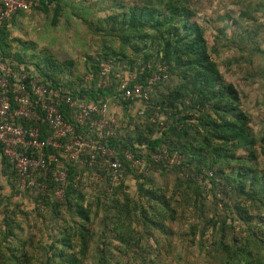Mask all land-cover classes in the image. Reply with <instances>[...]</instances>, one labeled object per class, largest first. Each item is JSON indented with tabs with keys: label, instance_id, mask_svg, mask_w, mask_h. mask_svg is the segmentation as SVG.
<instances>
[{
	"label": "trees",
	"instance_id": "obj_1",
	"mask_svg": "<svg viewBox=\"0 0 264 264\" xmlns=\"http://www.w3.org/2000/svg\"><path fill=\"white\" fill-rule=\"evenodd\" d=\"M33 1L36 13L52 15V27L68 6L63 0ZM108 3L107 14L82 20L93 37H102L100 54L87 58L88 84L57 78L65 67L72 75L71 62L11 55L10 23L23 12L10 23H0V61L14 73L62 87L75 100L109 101L119 108L121 117L108 145L124 167L114 183L101 159L92 167L64 163L68 186L58 201L49 178L38 179L43 187L20 188L0 146L1 174L11 194L30 198L36 209L24 213L20 203H5L7 195L0 188V264H158L160 253L151 251L152 244L176 238L204 252L214 264H264V129L259 137L254 135L239 91L213 59L219 56L221 39L208 45L196 20V0ZM75 17L65 18L68 27ZM236 33L231 43H243L245 36ZM253 43L252 52L264 56ZM103 63L110 65L106 86L99 75ZM234 63L236 59L222 66L229 72ZM130 73L135 74L131 86H147L159 77L140 108L120 89L121 79ZM60 111L72 122L73 111L64 106ZM120 151L132 152L142 165L132 167ZM154 154L161 158L154 159ZM54 167L48 166L49 173ZM19 215L28 226L15 220ZM44 229L49 235L42 244L35 238Z\"/></svg>",
	"mask_w": 264,
	"mask_h": 264
},
{
	"label": "rangeland",
	"instance_id": "obj_2",
	"mask_svg": "<svg viewBox=\"0 0 264 264\" xmlns=\"http://www.w3.org/2000/svg\"><path fill=\"white\" fill-rule=\"evenodd\" d=\"M63 1L70 7H66L65 13L56 27L51 25V14L45 17L35 14L33 9L15 17L14 23H11L9 27L11 55L19 54L23 55L24 58L36 55L41 59L48 56L50 57L49 60L57 59L58 61L71 62L72 75L67 73L65 67L64 72L57 78H61L64 82L70 80L78 82L80 80L83 84H88L91 75L88 71L90 63L87 58H96V55L100 54L99 45L102 37H93L82 20L83 18L91 19V14H94V18L107 14L106 11L111 5L108 3L109 0H105L104 4L103 0ZM194 5L197 13L196 20L204 29L208 45L212 46L216 38L221 39L218 46L219 56L213 55V59L220 67V72L226 81L232 83L239 91L242 109L251 118L250 128L254 135L259 137L264 129V56H260L256 51L252 52L249 43L254 42L253 45L264 52V0H196ZM242 13H246L247 17L241 18ZM71 15L77 17L68 27L64 20ZM243 32H248L250 37ZM222 33L225 34L226 38L221 36ZM235 33L236 35L241 33L245 36L243 43L238 40L234 44L231 43V38L235 36ZM251 37L255 38L254 41H251ZM30 44H34L35 48L32 49ZM114 45L117 47L119 41L116 40ZM234 59L237 63H234L231 70L227 72L222 65ZM246 60H251V63H247ZM110 107L119 123L121 117L119 108L111 105ZM138 112L139 109L136 110L137 114ZM261 166L264 167V164L262 163ZM94 178L97 180L96 176ZM7 183L8 180L0 174V188H4L2 193L8 196L3 201L5 203L9 201L8 204L12 206L15 203H20V209L24 213L33 212L34 214L36 209L30 198L25 199L18 194L17 196L11 194L12 191ZM127 184L133 191L134 182L129 179ZM1 210L2 208H0ZM24 219H26L25 216L22 218L19 215L15 220L22 221V226H28ZM181 227L185 229L183 226ZM42 232L40 231V237H36L35 240L41 239L42 244H45L49 232L47 229ZM156 250L160 253L161 258L158 264H174L176 261H179L178 264H214L205 257L204 252L195 246L189 247L187 241L178 238L169 239L166 244H160L157 247L153 243L151 251L156 254ZM178 255L181 260L176 259Z\"/></svg>",
	"mask_w": 264,
	"mask_h": 264
},
{
	"label": "built area",
	"instance_id": "obj_3",
	"mask_svg": "<svg viewBox=\"0 0 264 264\" xmlns=\"http://www.w3.org/2000/svg\"><path fill=\"white\" fill-rule=\"evenodd\" d=\"M33 5V0H0V23H10L13 16L30 11ZM109 71L110 65L103 63L99 72L103 86H106ZM158 79V76L150 79L147 86H131L135 74H125L120 89L124 97L134 99L140 108L142 100L148 99L151 85ZM62 106L73 111L72 122L64 119L60 111ZM138 114L141 115V111ZM117 120L109 101L75 100L62 87L28 80L27 73H14L7 63L0 61V146L3 156L15 168L20 188L43 187L38 179L49 178L57 187L55 197L61 200L68 186L64 163L92 167L100 159L116 183L124 167L108 141L115 137ZM43 128L48 135H44ZM119 154L132 167L143 163L130 151ZM153 158L159 160L161 157L154 154ZM51 163L55 167L49 173Z\"/></svg>",
	"mask_w": 264,
	"mask_h": 264
},
{
	"label": "crops",
	"instance_id": "obj_4",
	"mask_svg": "<svg viewBox=\"0 0 264 264\" xmlns=\"http://www.w3.org/2000/svg\"><path fill=\"white\" fill-rule=\"evenodd\" d=\"M30 10H32V8L30 9ZM29 12V11H28ZM24 13H27V12H24ZM35 14H38V13H36L35 12ZM40 15V14H39ZM36 16V15H35ZM32 18V17H31ZM11 24V23H10ZM21 24H23V22H21ZM19 26V25H18ZM81 100H83L84 98H80ZM0 174H1V165H0ZM1 176H3L2 174H1Z\"/></svg>",
	"mask_w": 264,
	"mask_h": 264
}]
</instances>
